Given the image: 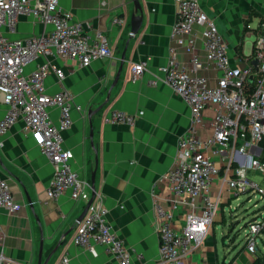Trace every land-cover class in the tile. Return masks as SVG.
I'll use <instances>...</instances> for the list:
<instances>
[{
	"label": "crops",
	"instance_id": "obj_1",
	"mask_svg": "<svg viewBox=\"0 0 264 264\" xmlns=\"http://www.w3.org/2000/svg\"><path fill=\"white\" fill-rule=\"evenodd\" d=\"M178 1L139 0L140 8H137L133 0H59L64 10L107 34L112 56L94 60L85 67L62 57L39 56L27 66L31 71L39 64L51 62L63 69V78L55 73L47 77V91L56 93L69 89L75 103L82 106V110L74 108L72 111L73 124L63 131L64 146L74 154L73 169L90 181L97 156V193L103 196L109 208V221L134 251L132 264H165L160 260V236L151 197L153 185L166 198L164 203L171 209L176 229L184 226L190 209L188 204L172 208L173 194L167 182L161 179L178 162L179 138L191 124V110L183 98L161 80L160 68L169 62L170 48L174 47L175 59L191 72L205 76L210 84H217L220 76V71L207 57L201 25H194L196 40L192 51L172 36ZM198 1L215 19L229 43L232 61L243 66L253 60L255 39L264 32V0ZM134 14L143 17L142 24L129 40L124 67L109 101L92 116L93 146L88 110L97 108L108 96L130 37ZM116 16L123 17L124 24H116ZM49 27L30 16L20 15L17 31L10 36L41 33ZM195 55L202 62L199 68L192 62ZM141 59L147 60L146 71L133 81L131 64ZM154 79H159L157 84H152ZM112 108L129 113L144 110V114L137 116L134 124L108 122L104 117ZM7 109L0 101V119ZM50 113L57 121L59 109L52 107ZM214 115L213 106L204 110L200 135L212 134ZM252 151L264 158L262 146ZM0 172L7 179L15 200L23 204L15 213L0 207V253L25 264H38L41 247L44 261L60 244L47 264H58L64 253L73 264H118L101 244L94 243L89 248L72 241L76 220L85 203L75 200L70 190L57 198L48 195L53 165L40 149L39 136L25 134L22 120L11 126L3 137ZM250 175L254 178L257 174L251 171ZM259 181L264 184V176H259ZM221 185L217 178L211 188L213 195L220 197L221 205L209 232L183 264H253L255 260L264 264V232L258 236L255 253L248 250L245 242L248 223L264 213V199L251 204L248 196L247 200L233 206L231 201L237 199V195Z\"/></svg>",
	"mask_w": 264,
	"mask_h": 264
},
{
	"label": "built area",
	"instance_id": "obj_2",
	"mask_svg": "<svg viewBox=\"0 0 264 264\" xmlns=\"http://www.w3.org/2000/svg\"><path fill=\"white\" fill-rule=\"evenodd\" d=\"M20 15L50 26L41 33L11 37L16 33ZM116 24L124 18L116 16ZM202 26L204 47L209 61L220 71L217 84L212 85L203 75L191 72L172 56L160 69L161 80L183 98L191 110V124L179 138L177 164L161 176L173 194L172 208L188 204L186 222L181 229L173 225V214L156 185L151 188L155 223L160 236V260L165 264H183L206 238L209 228L221 205L219 196L212 193L217 178L233 195L257 193L264 199V184L251 177L254 171L264 176V158L252 151L264 142V32L254 42L255 65L251 59L243 66L235 64L229 53V43L220 32L215 19L198 0H179L172 36L188 51L195 44L194 25ZM111 42L101 29H93L88 22L79 20L64 10L59 0H0V101L8 107L0 119V145L3 137L17 121L24 123L26 135L39 136V144L53 165L54 172L47 193L57 198L66 191L85 204L91 198V181L72 167V150L65 148L63 131L73 124L72 111L82 110L75 103L69 89L49 93L46 79L51 73L63 78L62 68L51 62L39 64L28 71L27 66L37 57H62L89 66L94 60L112 56ZM195 68L202 62L193 56ZM147 60L131 64L130 79L136 81L146 71ZM159 79L152 80L157 84ZM213 106L215 115L211 122L212 134L202 136L199 127L204 123V110ZM59 109L57 121L50 108ZM144 110L129 113L109 109L108 122L134 124ZM211 154H208V153ZM198 199L200 201H198ZM23 204L15 200L9 183L0 172V207L18 212ZM109 208L101 194H96L83 219L77 223L72 241L91 248L101 244L118 264H132L134 251L121 237L108 219ZM264 230V213L248 223L245 242L255 253L258 236ZM142 258V254H137ZM0 264H25L0 253ZM58 264H73L64 253Z\"/></svg>",
	"mask_w": 264,
	"mask_h": 264
},
{
	"label": "water",
	"instance_id": "obj_3",
	"mask_svg": "<svg viewBox=\"0 0 264 264\" xmlns=\"http://www.w3.org/2000/svg\"><path fill=\"white\" fill-rule=\"evenodd\" d=\"M133 1L135 3L136 7L140 8L139 0H133ZM142 19H143V17L140 14L139 15L134 14L133 17H132V27H131L130 37H129L128 41L126 42L125 48H124V50L122 52L121 61H120L117 73H116V75L114 77V80H113V82L111 84V87H110V90L108 92V96H107L106 100L102 104H100L97 108H95V109L90 108L88 110V117L90 119V138H91V143H92L93 146H95V144H94V140H93L94 127H93V123H92V116L97 111H99L109 101L111 90L117 84V82L119 81L121 72H122L123 67H124V63H125V59H126V49L128 47L129 40H130V38H132L138 32V30H139V28L141 27V24H142ZM253 63L255 65H257L258 64V59H254ZM95 152H97L96 148H95ZM97 163H98V159H97V156H96V166H95V168H94V170L92 171V174H91V188H92L91 198L85 204L82 212L78 216V218L76 220L77 223H79L83 219L84 215L87 213V211L89 209V206L91 205V203L93 202V200H94V198H95V196L97 194L96 183H95V177H96V171H97ZM69 231L67 233H69ZM59 246H60V244H57L55 246V248L49 253V255L47 256V258L44 261H43L42 247H41V250H40V253H39V257H38V264H47L48 261L50 260V258L53 256V254L57 251Z\"/></svg>",
	"mask_w": 264,
	"mask_h": 264
},
{
	"label": "rangeland",
	"instance_id": "obj_4",
	"mask_svg": "<svg viewBox=\"0 0 264 264\" xmlns=\"http://www.w3.org/2000/svg\"><path fill=\"white\" fill-rule=\"evenodd\" d=\"M257 176V177H256ZM254 178L256 179V180H258L259 181V174H257ZM260 182V181H259ZM248 196H250V198L252 199V201L250 202L251 204H254V202L255 201H258V202H260L261 200H262V198L260 197V195L259 194H257V193H254V194H249V193H241V194H239V195H237L236 197H238L237 199L236 198H234V199H232V205L233 206H236L237 204H239V202L240 201H243V200H247V197ZM249 203V204H250ZM228 208V207H227Z\"/></svg>",
	"mask_w": 264,
	"mask_h": 264
},
{
	"label": "trees",
	"instance_id": "obj_5",
	"mask_svg": "<svg viewBox=\"0 0 264 264\" xmlns=\"http://www.w3.org/2000/svg\"><path fill=\"white\" fill-rule=\"evenodd\" d=\"M261 146L264 150V142L261 143ZM263 232H264V230H263ZM253 264H260V260H255Z\"/></svg>",
	"mask_w": 264,
	"mask_h": 264
}]
</instances>
